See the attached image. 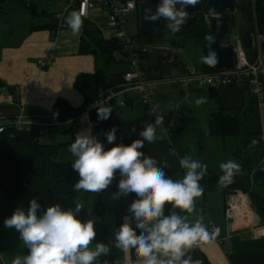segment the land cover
<instances>
[{
  "label": "crops",
  "instance_id": "1",
  "mask_svg": "<svg viewBox=\"0 0 264 264\" xmlns=\"http://www.w3.org/2000/svg\"><path fill=\"white\" fill-rule=\"evenodd\" d=\"M50 1H5V4L12 3L13 8H15V16L27 20L24 22L18 21L13 27L11 23L6 25L0 22V31L2 32L0 36L4 39L0 43V82L3 84L0 86V118L11 122L20 112L23 115L24 122L41 123L40 130L42 132L47 131L50 127L60 130L55 132V135L50 134L48 140L70 136L71 140L69 142H71L80 129L84 128V125L82 126L77 118L59 122L52 111L57 102L73 109L82 106L83 97L74 87L76 77L80 74H91L99 78L110 79L120 76L123 79L124 74L130 68L121 51L114 52V60L105 64H97L93 55L81 53L82 28L77 35H73L67 25L63 28H57L54 33L45 28L33 29V26L38 25V23L55 19L67 2V0L62 2L57 0L58 3ZM251 2L252 0H250L247 7H244L245 3H243L241 8H234L233 12L241 11L243 13L247 26L242 32L248 31L254 36L253 30L257 26H254L252 19V28H250L245 13L247 8L251 7ZM24 4L33 5L39 16L37 18L31 17L27 8L23 7ZM205 4L208 8L206 0ZM233 12L224 14L231 23V33L227 38L228 45L231 46L235 40L241 42L240 35L242 34L241 32L237 37L232 35L231 14ZM21 13L26 15L23 16ZM136 13L138 18V10ZM40 15L45 17L43 18ZM210 16L208 8V14L204 16L207 24ZM39 19L41 20L37 21ZM86 20L99 30L103 39H113L114 32L109 26L107 9L104 6L91 8ZM152 35L141 36L138 21L137 33L135 36L130 37L134 38L132 39L137 49L145 51L139 71L145 79L153 84V100L160 111L161 125L156 126L153 123L152 111L151 122H149L152 123L155 130L156 140L151 144L145 142L142 151L156 161L157 167L161 166L162 161L166 163L165 174L173 180H177L183 176L184 171L179 167L178 160L187 156V154L180 143L169 139L167 136L168 130L176 124L179 118L185 119L186 124L195 125L197 124L196 117L199 115L207 125L209 116L217 110L241 109L245 103V93L241 86H226L211 91V88H194L181 83L180 79L188 71L195 70L199 72L202 68L203 62L201 61L202 64L199 66L195 65L197 62L188 53L189 50L193 51V45L197 46L199 44L193 40H186L183 47H174L168 41H155ZM252 43L254 44H251L250 48L255 45L254 39ZM244 52L245 54L248 53L245 50ZM162 58L166 62L159 64ZM174 60L182 63L187 72L185 73L184 70L182 71L173 65ZM7 88L12 90L13 96L7 93ZM129 94L132 95L128 97ZM200 97L205 98L206 102L197 105L195 100ZM135 99L141 101L134 91L122 87L118 92H115L114 106L107 107L111 111H115L116 116L117 112L121 114L127 105L132 106ZM255 99L256 101L247 121V131L261 134L264 139V106L261 105L256 96ZM131 116L133 121L128 125L126 131L124 132L121 129L118 122L119 128L124 134H127L132 132L131 130L137 124L138 126L135 128L133 135L140 138L139 131L148 122L141 125L142 120L137 112L132 113ZM23 127L27 128V125ZM204 146L207 147L206 144ZM63 158L67 162L74 159L68 151V147L63 150ZM89 194L94 201L102 203V213L90 217L94 220V228L97 231L96 240L106 243L110 248L108 255L102 257L101 260L103 264L106 262L113 264L114 261H121L123 253L114 246V233L128 215L126 209L129 201L127 198L113 200L112 194L106 190ZM241 195L237 191L233 195V193L227 194L221 190H214L195 201L191 214H184L189 222L199 219L206 226H210L216 237L224 239L221 245L207 242L199 247L192 248L190 250L191 257L197 256L195 254L201 257V259H192L193 264H201L202 258L207 264H264V225L261 224V221L258 224L252 223L253 215L256 213L253 212L249 198L246 195H242L243 197ZM239 201L245 202L243 209L238 207ZM6 203L7 201L0 203L1 214L6 209L14 211L18 208V206L13 208L10 203ZM227 210H230L231 214H227ZM2 215L5 218V215ZM216 228L219 229L218 234H215ZM4 231L1 237L2 241H0V264H12L14 257L25 254L24 246L19 239L18 232L15 236V233L6 227ZM11 237H17V240H12ZM130 260L132 264H136L131 256Z\"/></svg>",
  "mask_w": 264,
  "mask_h": 264
},
{
  "label": "clouds",
  "instance_id": "2",
  "mask_svg": "<svg viewBox=\"0 0 264 264\" xmlns=\"http://www.w3.org/2000/svg\"><path fill=\"white\" fill-rule=\"evenodd\" d=\"M199 0H156L155 10L146 8L143 20L166 21L169 33L181 31L186 21V11L181 5H195ZM65 23L73 35H77L83 25L82 11H72L65 17ZM206 40L211 37L206 36ZM201 61L215 65L216 53L209 49ZM205 98L195 100L197 105L205 103ZM97 120H107L111 109L99 106ZM135 128L131 131L135 132ZM117 129L107 131L101 142L95 136L77 134L68 146L74 157L71 168L78 180L71 190L84 193H99L116 180V191L112 199L131 197L127 216L114 233V246L123 253L121 261L113 264H132L129 254L136 264H193L190 250L210 242L214 233L196 219L189 222L187 216L175 209L191 214L195 201L201 197V179L206 174L207 165L198 159L184 156L178 160L183 176L173 180L165 174L167 164L163 161L157 167L156 161L145 154V142L156 140L152 123L145 124L139 131L138 139L131 143H117ZM255 144V141H253ZM111 145V147H106ZM221 187L233 183L240 172V165L231 159L219 164ZM168 207L166 214L165 207ZM84 208L80 202L74 208L65 209L61 204L41 208L36 198L28 200L27 208L18 207L5 218L6 228H14L19 233L26 254L14 257L12 264H103L101 258L107 256L110 248L96 240L94 220L81 221L77 214ZM219 229H215L218 234Z\"/></svg>",
  "mask_w": 264,
  "mask_h": 264
},
{
  "label": "trees",
  "instance_id": "3",
  "mask_svg": "<svg viewBox=\"0 0 264 264\" xmlns=\"http://www.w3.org/2000/svg\"><path fill=\"white\" fill-rule=\"evenodd\" d=\"M5 1L0 0V12L4 11L3 6ZM199 1L202 6L201 11L192 17L186 18L185 24L180 32L176 34L169 33L166 28V21L161 18L160 26L152 35V38L155 41H168L174 47H182L186 40H193L208 50L213 33L209 31L208 24L204 19V15L208 14L205 0ZM17 2L19 3V1ZM253 6L257 30L263 38L261 42V54L264 60V0H254ZM23 7L27 8L31 17L37 18L39 16L33 5L26 4ZM245 13L250 23V28H252V10L250 6ZM40 16L45 17L43 15ZM47 21L45 23H38V25L33 26V29L45 28L54 33L57 30L56 18L48 19ZM82 29L83 35L80 52L93 55L95 57V63L105 64L112 62L114 60L113 53L121 51L119 42L115 39H103L99 30L86 19H83ZM1 34L2 32L0 31ZM206 36L211 37V39L206 40ZM254 51V47L249 48L247 56L252 58ZM141 58L143 59L144 57L142 56ZM165 62V59L162 58L159 64H164ZM173 65L182 71L184 70L185 73L187 72L185 66L177 62V60H174ZM204 72H208V69L203 63L199 73ZM2 85L0 82V86ZM123 85L124 80L120 76L107 79L99 78L91 74H80L74 81V87L83 97L82 106L73 109L57 102L52 114L59 122L67 119H76L86 109H90L96 101L107 96L109 92H118L122 89ZM241 87L245 93L243 107L241 109L217 110L209 116L207 121L208 136L210 138L219 139L223 143L224 148L226 146L225 143L230 141L233 144L240 145L239 150L233 156V161H236L240 165V172L234 176L233 183L226 187H221L218 182L221 170L208 171L206 169V174L200 181V185L203 188L201 196L214 190H221L224 193L229 191V194L240 191L248 196L252 209L259 216L261 224L264 225V183L258 185H252L250 183L251 173L264 166V139L261 134L249 133L247 131V121L256 99L249 86L244 85ZM212 90H215V88H211ZM108 106H114V99L108 102ZM114 112H111L107 120H97L96 110H89L88 116L92 124V136H95L103 142L105 140L104 134L115 127L117 129V143L122 142L128 144L132 140L138 139L137 136L135 137L133 135L135 132L132 131L124 134L120 130ZM185 124V119H177L176 124L168 130L167 136L169 139L176 140L180 143L187 129ZM196 137L198 147H202L204 150L206 147L204 146V142H202V137L200 135H196ZM253 141H255V144H253ZM71 142L61 143L55 146L43 145L39 142L38 134L34 131L18 130L10 126L6 127L0 133V191L7 203H14L18 207L26 209L28 200L36 198L41 204L42 209L48 205L57 203L61 204L65 209H72L75 203L80 202L84 205V208L77 214L81 221L90 219V217L95 215H100L103 210L102 203L94 201L89 193H78L71 190V186L78 180V175L71 168V162H67L63 158V150ZM106 147H111V145H106ZM115 185L116 180L114 179L113 183L105 190L112 194L116 191ZM258 189H263V191H259ZM127 199L130 204L131 197ZM168 207L167 205L165 207L166 214ZM174 211L180 215L185 214V212H181L179 209H175ZM26 252L27 249L24 248V253L26 254ZM195 255L197 256L192 259H201L198 254ZM130 256L133 261H136L131 253ZM201 264H207L203 258Z\"/></svg>",
  "mask_w": 264,
  "mask_h": 264
},
{
  "label": "built area",
  "instance_id": "4",
  "mask_svg": "<svg viewBox=\"0 0 264 264\" xmlns=\"http://www.w3.org/2000/svg\"><path fill=\"white\" fill-rule=\"evenodd\" d=\"M141 0H67L63 5L62 10L56 15L57 28L65 27V17L72 11H82L83 19L88 17L89 10L94 6L107 9L109 26L112 28L114 34L113 39L119 42L121 52L124 55L125 61L130 70L123 76L124 85L122 87L128 88L137 94L140 99L150 108L153 114V123L157 126L161 125L160 111L155 101L153 100V84L139 71L142 56L145 51L136 48L132 38L127 35L126 17L130 12L138 10ZM252 19L255 23V13L253 0L251 2ZM254 49L252 58L247 57L242 43L235 40L232 44L234 52L233 66L230 69H220L211 72L199 73L195 70H190L185 76L180 79L184 83L194 88H221L226 86H249L252 93L257 97L261 105L264 106V60L261 54L262 36L258 33L257 28L253 30ZM43 65V64H41ZM115 93L109 92L107 96L96 101L90 109L96 110L99 106H108V102L114 99ZM86 109L84 113L77 118L79 122L84 125L78 134L91 135V123L89 120V110ZM27 125V128L23 126ZM14 127L18 130L34 131L38 135L42 133L41 123H27L24 122L22 113L19 112L17 117L11 122L4 121L0 118V133L6 127ZM227 214H231L227 210ZM210 233H212L210 226L207 225ZM224 239H219L213 235L210 242L221 245ZM104 264H109L108 262Z\"/></svg>",
  "mask_w": 264,
  "mask_h": 264
},
{
  "label": "rangeland",
  "instance_id": "5",
  "mask_svg": "<svg viewBox=\"0 0 264 264\" xmlns=\"http://www.w3.org/2000/svg\"><path fill=\"white\" fill-rule=\"evenodd\" d=\"M60 2H62L63 0H58ZM50 2H55L58 3L57 0H51ZM20 9V8H19ZM3 10L9 14V16L11 17V26L13 27L16 22L18 21H26V18L23 17H18L17 15L15 16V8H13L12 3H7L3 6ZM24 15H26L25 13H21ZM206 16V14L204 15ZM41 19L37 20L40 21ZM231 22H232V28H233V33L232 35H235L236 37L239 36L241 34V32L243 31V29L246 28V18L244 17L243 13L241 11H234L231 14ZM126 29H127V35L129 37L131 36H135L137 33V29H138V18H137V13L135 12H130L127 17H126ZM3 37L0 36V43H2L4 41V39H2ZM133 38V37H132ZM134 39V38H133ZM226 44H229L228 39L227 42H225ZM183 47V46H182ZM190 57L193 56L194 61H196L197 63L195 65H201V57L202 56H206L207 50L205 49L204 46L202 45H193V51H188ZM188 55V57H189ZM132 94H129L128 97H130ZM142 101V100H141ZM140 100H136L133 103L132 106L127 105V107H125L124 110H122V113H118L116 114V118L120 124L121 129L125 132L128 125L133 121V118L131 116L132 113H138L139 117H141L140 119L142 120L141 125H143V123H149L151 122V110L148 108V106L142 101L141 103ZM147 106V107H145ZM193 106V105H192ZM125 115H128L127 117ZM197 119V124L193 125V124H185V126H187V129L185 131V136L183 139H181L182 141H180L181 146L183 147L182 149H184L186 151L187 156L193 158V159H198L200 160L202 163H205L207 165V169L208 171H219V164L222 162H225L229 159L234 160V154H236V151L239 150L240 145L239 144H233L231 141L228 143H225L226 146L224 148L223 143H221V141L219 139H212L208 136V126L205 124V121L201 120V117L199 115H197L196 117ZM138 125L135 124V128ZM59 129H55L53 127L48 128L47 131H43L41 134L38 135V140L41 144L43 145H59L61 143H66L69 142L71 140L70 136L67 137H61V138H54V139H50L48 140V136H50V134H56L55 132H59ZM91 135H92V130H91ZM196 133V134H195ZM196 135H200L202 137V142H204V144H206V148L203 150L202 147H198V140L196 139ZM219 143V144H218ZM172 149V148H171ZM202 152V153H200ZM174 153V152H173ZM259 190V189H258ZM259 191H263V189H260ZM238 193H241L240 191H237ZM83 193V192H82ZM242 195H246L241 193ZM247 196V195H246ZM248 197V196H247ZM4 197L2 192L0 191V203L2 202H6L4 201ZM8 204V203H6ZM11 207L14 208L15 205L14 203H10ZM251 205V203H250ZM252 207V206H251ZM9 210H4L2 211V214L5 215V218L9 217L12 215L13 211H9ZM254 213H256L255 211H253ZM0 212V241H2V235L4 234V219L3 215ZM10 231H12L13 233H15V236L17 235V231L14 228H7ZM12 240H17V237H11Z\"/></svg>",
  "mask_w": 264,
  "mask_h": 264
},
{
  "label": "water",
  "instance_id": "6",
  "mask_svg": "<svg viewBox=\"0 0 264 264\" xmlns=\"http://www.w3.org/2000/svg\"><path fill=\"white\" fill-rule=\"evenodd\" d=\"M250 0H206L210 11V18L208 20V29L213 33V38L208 46V51L211 49L216 53V64L207 65L208 71L230 69L233 66L234 52L231 45L225 44L228 36L231 33V23L229 18L224 14L233 12L234 8H241L243 3L244 7L249 5ZM185 8L186 18H189L193 14L201 11L200 1L195 5H181ZM156 0H141L138 7V21H139V33L141 36L152 35L160 25V20L157 22H145L143 20L144 10L146 8H152L155 10ZM0 22L6 25H10L11 18L6 12H0ZM242 47L245 51H248L251 44L253 45V36L250 32L245 31L240 35ZM207 51V54H208ZM207 56V55H206ZM7 93L13 96V92L10 88H7ZM250 183L252 185H258L264 183V167L254 170L250 175ZM229 194V191L226 192ZM236 192H233V195ZM260 222L259 216L253 215L252 223L258 224Z\"/></svg>",
  "mask_w": 264,
  "mask_h": 264
},
{
  "label": "bare ground",
  "instance_id": "7",
  "mask_svg": "<svg viewBox=\"0 0 264 264\" xmlns=\"http://www.w3.org/2000/svg\"><path fill=\"white\" fill-rule=\"evenodd\" d=\"M242 196V195H241ZM243 197V196H242ZM244 206H245V202L244 201H239V208L240 209H243L244 208ZM233 214H234V210H233Z\"/></svg>",
  "mask_w": 264,
  "mask_h": 264
}]
</instances>
